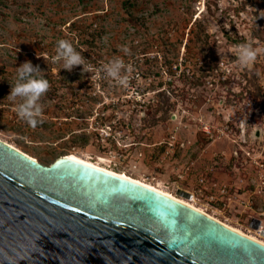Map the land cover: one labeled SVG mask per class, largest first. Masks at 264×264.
Here are the masks:
<instances>
[{"label":"rangeland","instance_id":"1","mask_svg":"<svg viewBox=\"0 0 264 264\" xmlns=\"http://www.w3.org/2000/svg\"><path fill=\"white\" fill-rule=\"evenodd\" d=\"M61 38L84 64L53 61ZM114 57L124 84L103 67ZM26 61L49 82L35 127L8 99ZM0 139L46 165L83 156L264 239V0H0Z\"/></svg>","mask_w":264,"mask_h":264},{"label":"water","instance_id":"2","mask_svg":"<svg viewBox=\"0 0 264 264\" xmlns=\"http://www.w3.org/2000/svg\"><path fill=\"white\" fill-rule=\"evenodd\" d=\"M249 252L264 264V244L194 207L0 139V264H252Z\"/></svg>","mask_w":264,"mask_h":264},{"label":"clouds","instance_id":"3","mask_svg":"<svg viewBox=\"0 0 264 264\" xmlns=\"http://www.w3.org/2000/svg\"><path fill=\"white\" fill-rule=\"evenodd\" d=\"M124 51L127 53L129 49L125 47ZM258 51V49L252 47L251 40L241 44L236 50L238 64L241 67L248 66L255 60ZM52 59L54 62H62L65 69L84 64L85 60L81 52L77 51L69 40L63 38L57 41L56 55ZM103 67L107 76L114 78L120 84L126 83L127 76L122 74V69L125 67L122 58L114 57ZM48 88V80L41 75L39 69L34 67L30 61L24 62L17 68L16 80L8 99L15 104L17 114L27 120L33 127L38 122L36 117L42 113V107L38 101ZM249 260L252 261V264H255V257L251 252H249Z\"/></svg>","mask_w":264,"mask_h":264},{"label":"bare ground","instance_id":"4","mask_svg":"<svg viewBox=\"0 0 264 264\" xmlns=\"http://www.w3.org/2000/svg\"><path fill=\"white\" fill-rule=\"evenodd\" d=\"M4 141H5V140H4ZM6 142H7V141H6ZM7 143H9V142H7ZM9 144H11L12 146H15L16 148L19 149V147H17L16 145H14V144H12V143H9ZM20 150H21V149H20ZM25 153H26V152H25ZM26 154H28V153H26ZM28 155H29V154H28ZM29 156H31L32 158H34L35 160H37L36 157H34V156H32V155H29ZM67 156H69V157H71V158L74 157L76 160H79V161L84 162V163H86V164H89V165H91V166H95V167L100 168V169H102V170H106V171H108V172H111V173L117 174V175H119V176H121V177H127L128 179H131V180H134V181H136V182H139V183H141V184H143V185H145V186H148V187H150V188H152V189H155V190H157V191H159V192H161V193H163V194H165V195H167V196H170L171 198H174L175 200H178V201H180V202H183L184 204H187V205H189V206H191V207H194V208H196L197 210H199V211L205 213L206 215H208V216H210V217H212V218H214V219L220 221L218 218L214 217L212 214L206 212L203 208L198 207V206H195L193 203H191L190 199H186V198L183 197V196H177V195H174V194L168 192L167 190L162 189V188H161L160 186H158V185H153V184H150V183L144 182V181H142V180H140V179L134 178V177H132V176H130V175H127V174H125V173L118 172V171H115V170L110 169V168H108V167L102 166V165H100V164H98V163H95V162H93V161H91V160H88L87 158H84L83 156H79V155H76V154H73V153L70 154V155H67ZM221 222H222V221H221ZM223 223L226 224L227 226H230V227L233 228L234 230H236V231H238V232H241L242 234H244V235H246V236H248V237H250V238H252V239H254V240H256V241H258V242H260V243H262V244H264V239L259 238V236L257 237V236H255V235H253V234H248V233L242 231L241 229H239V228H237V227H233V226H231V225H229V224H227V223H225V222H223Z\"/></svg>","mask_w":264,"mask_h":264},{"label":"built area","instance_id":"5","mask_svg":"<svg viewBox=\"0 0 264 264\" xmlns=\"http://www.w3.org/2000/svg\"><path fill=\"white\" fill-rule=\"evenodd\" d=\"M107 127L108 126H102L101 127V131L103 132V133H106L107 132ZM109 128V127H108ZM204 129H206V130H208L209 131V128H208V125H205V127H204ZM254 224H256V221H255V223ZM259 224V223H258ZM258 226V225H257Z\"/></svg>","mask_w":264,"mask_h":264},{"label":"snow or ice","instance_id":"6","mask_svg":"<svg viewBox=\"0 0 264 264\" xmlns=\"http://www.w3.org/2000/svg\"><path fill=\"white\" fill-rule=\"evenodd\" d=\"M72 159H75L74 157ZM125 179H127V177H124Z\"/></svg>","mask_w":264,"mask_h":264}]
</instances>
